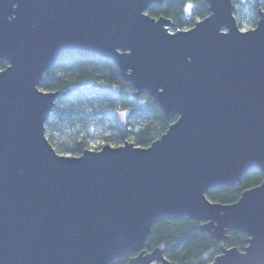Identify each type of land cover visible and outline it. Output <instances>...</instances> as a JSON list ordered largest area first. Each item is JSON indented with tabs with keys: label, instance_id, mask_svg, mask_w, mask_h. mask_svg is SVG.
<instances>
[{
	"label": "water",
	"instance_id": "1",
	"mask_svg": "<svg viewBox=\"0 0 264 264\" xmlns=\"http://www.w3.org/2000/svg\"><path fill=\"white\" fill-rule=\"evenodd\" d=\"M162 1L0 0V264H174L144 243L182 216L215 240L247 234L206 264H264V9L241 30L231 0H203L205 17L170 31L146 12ZM68 53L112 62L174 120L147 146L58 153L44 132L58 91L39 84ZM112 115L125 127L126 109ZM250 173L235 202L207 198Z\"/></svg>",
	"mask_w": 264,
	"mask_h": 264
},
{
	"label": "trees",
	"instance_id": "2",
	"mask_svg": "<svg viewBox=\"0 0 264 264\" xmlns=\"http://www.w3.org/2000/svg\"><path fill=\"white\" fill-rule=\"evenodd\" d=\"M233 14L240 29L256 25L258 0H231ZM188 10V13L186 12ZM146 12L153 17L164 16L171 20L172 30L186 29L208 14V5L203 0H163L157 6L152 3ZM6 62H3L2 68ZM79 81L85 86H73ZM119 86L112 94L107 86ZM39 88L58 91L44 132L55 150L64 155H78L85 149H99L101 142L147 146L163 134L174 120H167L160 108L147 94L135 96L133 88L122 80L118 68L100 57H81L75 53L65 54L43 73ZM126 109V125L120 127L112 112ZM260 173L242 176L234 185L210 188L206 196L213 202H235L241 193L260 183ZM201 221L187 216L162 217L151 227L144 248L156 247L174 264H206L219 254L220 247H236L242 250L247 245V234L227 229L228 239L211 238L200 230ZM111 264H116L112 262Z\"/></svg>",
	"mask_w": 264,
	"mask_h": 264
},
{
	"label": "flooded vegetation",
	"instance_id": "3",
	"mask_svg": "<svg viewBox=\"0 0 264 264\" xmlns=\"http://www.w3.org/2000/svg\"><path fill=\"white\" fill-rule=\"evenodd\" d=\"M259 2H260V4L261 3H263L262 4V8L261 7H259V8H261V9H264V0H258ZM186 12L188 13V10L186 9ZM146 249V248H145ZM147 250V249H146ZM147 251H149V250H147ZM135 255V253H129V254H127V255H125V256H123V257H121V258H119V259H116L115 261H113V262H116V264H126L127 263V260L129 259V258H132L133 256ZM112 263V262H111ZM110 263V264H111ZM156 264H159V262H155Z\"/></svg>",
	"mask_w": 264,
	"mask_h": 264
},
{
	"label": "rangeland",
	"instance_id": "4",
	"mask_svg": "<svg viewBox=\"0 0 264 264\" xmlns=\"http://www.w3.org/2000/svg\"><path fill=\"white\" fill-rule=\"evenodd\" d=\"M262 4L263 3H261V8H262ZM172 27H170V31H173L172 29H171ZM252 28V27H251ZM249 29V28H248ZM241 30H243V29H241ZM245 30V29H244ZM106 143H108V144H110V145H112V146H116V145H118V144H113V143H110V142H101L100 144H99V147H101V146H103L104 144H106ZM121 144V143H120ZM94 150H97L96 148H93Z\"/></svg>",
	"mask_w": 264,
	"mask_h": 264
}]
</instances>
